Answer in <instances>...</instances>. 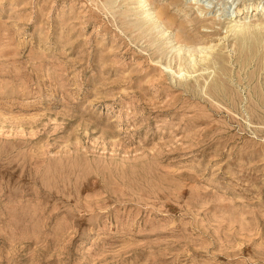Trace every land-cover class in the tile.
Here are the masks:
<instances>
[{
	"label": "rangeland",
	"instance_id": "1",
	"mask_svg": "<svg viewBox=\"0 0 264 264\" xmlns=\"http://www.w3.org/2000/svg\"><path fill=\"white\" fill-rule=\"evenodd\" d=\"M263 7L0 0V264H264Z\"/></svg>",
	"mask_w": 264,
	"mask_h": 264
},
{
	"label": "bare ground",
	"instance_id": "2",
	"mask_svg": "<svg viewBox=\"0 0 264 264\" xmlns=\"http://www.w3.org/2000/svg\"><path fill=\"white\" fill-rule=\"evenodd\" d=\"M104 2L107 5H111V4H113L115 2V0H104ZM145 4H147V1L143 2V7L144 8L146 7ZM147 6L150 7L149 5H147ZM144 8H143V10H144ZM263 9H264V7H263ZM145 11H147V13H146L147 15H148V13L150 14V12H151V10H146V8H145ZM254 11H260L259 7H257ZM152 12H153V9H152ZM245 13H247V12H245L244 9L237 11L235 13V15H234L235 19L230 21L228 29H229L230 34L232 33V35L234 37H236L237 40L241 41L240 45H242V46H240V48H241L242 54L245 55L246 60H248V59L252 60V58L254 56V53L257 52L258 50H260V48L262 47V44L264 43V20H262V21L261 20H255V21H253V23H250V24H242L240 22H237V21H241L242 19H245V18H242L245 15ZM154 16H150L149 15V19H148L149 22L146 23L148 26H150V28L151 27H156V25H159L161 23V26L164 29L163 32L164 33L165 32L168 33L169 30L173 29L176 26L174 20L172 18H170L168 16L167 12L164 11V10L160 11L159 13H156V16L155 17ZM237 19H239V20H237ZM232 23H236V24L233 25ZM175 41L177 42V44L180 45V47L178 48V54L179 55L177 57V61H179L181 63L184 60L185 61L189 60V66L193 70V73H197L199 71H208V70H209V73H210V69L211 70L212 69H216L218 72L222 73L221 75H226V73L228 72V70L224 67L223 63L219 59L220 57L218 55L214 56L213 54L208 53L209 51L213 52L212 48H206V47L205 48L203 47V49L202 48H198V47L194 48L193 46H191L192 42L190 40L188 41L183 35H181V33L180 34L179 33L175 34ZM185 52H186V54H188L189 57H186V56L182 57L180 55L181 53H185ZM196 53L199 56L201 55V58L199 60V64L198 63L196 64L197 60L194 61V62H191V60L193 58L196 59V57H195ZM186 58H189V59H186ZM197 67H198V69H197ZM181 74H185V73H181ZM186 75H188V74H186ZM177 76H178V74H177ZM217 83H219V84H217L218 86L216 88H218V89H224L225 88V83L223 81L220 80ZM261 91L262 90H260V92ZM225 93H226V91H225ZM262 93H263V91H262ZM257 95L260 96L259 94H257ZM230 96L232 98L231 94H230ZM233 96H234V93H233ZM262 96H260V97H262Z\"/></svg>",
	"mask_w": 264,
	"mask_h": 264
}]
</instances>
